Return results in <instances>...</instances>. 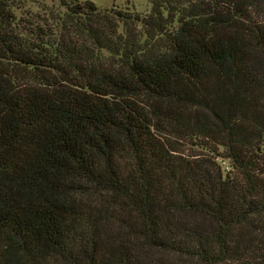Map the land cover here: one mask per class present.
<instances>
[{
  "label": "trees",
  "instance_id": "1",
  "mask_svg": "<svg viewBox=\"0 0 264 264\" xmlns=\"http://www.w3.org/2000/svg\"><path fill=\"white\" fill-rule=\"evenodd\" d=\"M57 1L0 0V264H264V0Z\"/></svg>",
  "mask_w": 264,
  "mask_h": 264
},
{
  "label": "rangeland",
  "instance_id": "2",
  "mask_svg": "<svg viewBox=\"0 0 264 264\" xmlns=\"http://www.w3.org/2000/svg\"><path fill=\"white\" fill-rule=\"evenodd\" d=\"M99 8H113L115 6L119 8L129 7L130 10H136L138 12L146 13L151 7L153 0H94ZM25 6L21 9H16L17 14H22L24 10L36 7L40 9L47 8V11L52 9L60 10L62 7L59 6L57 0H23Z\"/></svg>",
  "mask_w": 264,
  "mask_h": 264
}]
</instances>
